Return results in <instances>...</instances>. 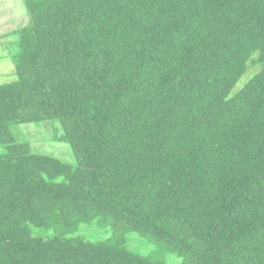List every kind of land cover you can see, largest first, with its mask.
Returning <instances> with one entry per match:
<instances>
[{
  "label": "trees",
  "instance_id": "16d2710c",
  "mask_svg": "<svg viewBox=\"0 0 264 264\" xmlns=\"http://www.w3.org/2000/svg\"><path fill=\"white\" fill-rule=\"evenodd\" d=\"M24 1L0 264H264V0Z\"/></svg>",
  "mask_w": 264,
  "mask_h": 264
},
{
  "label": "rangeland",
  "instance_id": "374dc122",
  "mask_svg": "<svg viewBox=\"0 0 264 264\" xmlns=\"http://www.w3.org/2000/svg\"><path fill=\"white\" fill-rule=\"evenodd\" d=\"M28 25L24 0H0V86L16 80L14 64L11 62V58L18 53L14 32ZM4 72L5 75H1ZM51 129L52 123L46 122L14 127L12 133L17 142L27 144L35 153L72 163L73 156L69 147L53 142ZM136 241L140 243L138 239ZM132 246L135 251L141 249L136 243Z\"/></svg>",
  "mask_w": 264,
  "mask_h": 264
}]
</instances>
